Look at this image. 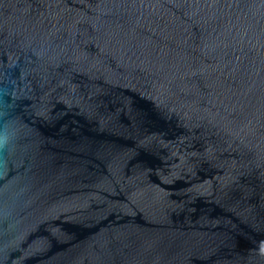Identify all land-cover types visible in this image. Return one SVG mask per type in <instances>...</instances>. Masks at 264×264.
I'll return each instance as SVG.
<instances>
[{
  "label": "water",
  "instance_id": "1",
  "mask_svg": "<svg viewBox=\"0 0 264 264\" xmlns=\"http://www.w3.org/2000/svg\"><path fill=\"white\" fill-rule=\"evenodd\" d=\"M0 264H264V0H0Z\"/></svg>",
  "mask_w": 264,
  "mask_h": 264
}]
</instances>
